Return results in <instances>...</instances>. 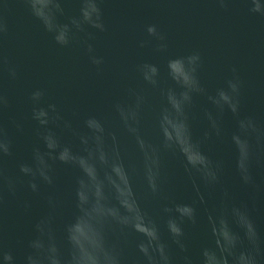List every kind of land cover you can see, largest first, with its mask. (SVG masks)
I'll return each instance as SVG.
<instances>
[{"label": "clouds", "instance_id": "9594fccd", "mask_svg": "<svg viewBox=\"0 0 264 264\" xmlns=\"http://www.w3.org/2000/svg\"><path fill=\"white\" fill-rule=\"evenodd\" d=\"M21 2L55 45L81 44L89 63L97 73L102 71L104 57L89 42L94 35L88 29L106 31L104 0H76L77 14L69 16L68 0ZM217 3L225 7L228 0ZM243 4L250 15L264 18V0ZM145 31L151 39L141 40L140 47L154 41L155 52L167 50L165 35L155 24H147ZM7 33L0 15V72L14 80L17 70L2 50ZM201 65L198 51L167 58L174 87L160 90L162 101L152 107L151 133L144 128L149 102L134 89L114 98L108 112L85 115L75 124L57 103L49 102L46 89H32L27 104L36 142L30 158L17 161L16 173L8 168L15 142L0 119V264H264V236L247 204L231 201L223 183L222 155L224 149L231 151L235 173L253 196L264 191L253 175L254 166L264 167V122L243 112L245 82L236 68L222 86L208 92L198 75ZM135 71L147 85L159 87L156 63L142 61ZM9 106L8 95L0 89V118ZM228 115L231 129L225 126ZM197 122L202 128L194 136ZM11 123L17 133L24 131L21 120ZM165 157L179 161L193 192L190 201L167 194L171 182ZM57 164L76 171L67 197L56 191ZM137 182L142 192H137ZM24 184L33 192L42 185L52 191L44 196L46 211L33 221L18 251L5 242L4 212L9 197ZM149 204L158 205V211ZM30 206L23 203L25 210ZM66 209L71 210L67 216ZM189 226L196 229L194 234L186 230ZM193 241L198 243L195 255Z\"/></svg>", "mask_w": 264, "mask_h": 264}, {"label": "water", "instance_id": "95a60500", "mask_svg": "<svg viewBox=\"0 0 264 264\" xmlns=\"http://www.w3.org/2000/svg\"><path fill=\"white\" fill-rule=\"evenodd\" d=\"M78 7L76 0H68L65 15L77 14ZM101 8L106 31L88 29L94 35L89 42L94 45L96 54L104 57L102 71L97 73L81 44L66 48L55 45L21 0H0V15L8 25L2 50L10 66L17 70L14 80L6 71L0 72V89L10 100L8 110L0 119L8 126L15 142V154L8 160L11 173H16L17 161L30 158L31 147L36 142L27 104V94L32 89H46L49 102L57 103L61 114L74 124L85 115L108 112L114 98L134 89L142 92L149 102L144 128L146 133H151L152 107L162 101L160 90L174 87L167 76L166 60L192 51L201 55L198 75L208 92L222 86L232 75L231 69L236 68L245 82L243 112L255 114L264 122V18L250 15L243 0H228L225 7L217 0H104ZM150 23L165 35L168 45L165 52H155L154 41L139 46L141 40L151 39L145 31ZM79 35L84 37L83 33ZM142 61L156 63L160 68L158 88L147 85L135 71L136 64ZM204 103L201 100V104ZM14 119L23 122L22 133L15 131L11 123ZM225 126L228 129L233 126L230 115L225 117ZM201 128L199 122L194 124V136H199ZM211 151L216 153L214 148ZM222 155L225 159L223 183L231 201L247 204L258 231L264 236V191L253 196L252 189L244 186L235 173L231 151L224 149ZM165 164L171 182L167 194L190 201L193 192L183 180L179 161L165 157ZM75 175L74 169L57 164L56 191L67 197ZM253 175L256 183L264 187V167L254 166ZM135 187L138 193L142 192L139 182ZM50 191L52 189L42 185L38 192H33L24 184L15 197H9L4 212L7 244L18 251L21 249L31 234L33 221L46 211L44 196ZM25 201L31 205L27 210L23 208ZM148 207L158 211L156 204ZM70 211L66 209L65 215ZM186 230L190 235L196 232L191 226ZM197 249L198 243L193 241V255Z\"/></svg>", "mask_w": 264, "mask_h": 264}]
</instances>
